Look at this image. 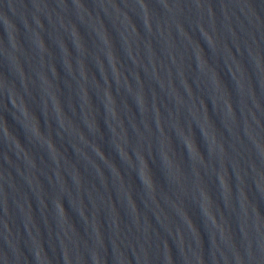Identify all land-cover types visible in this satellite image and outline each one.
<instances>
[{
  "label": "water",
  "instance_id": "95a60500",
  "mask_svg": "<svg viewBox=\"0 0 264 264\" xmlns=\"http://www.w3.org/2000/svg\"><path fill=\"white\" fill-rule=\"evenodd\" d=\"M0 264H264V0H0Z\"/></svg>",
  "mask_w": 264,
  "mask_h": 264
}]
</instances>
